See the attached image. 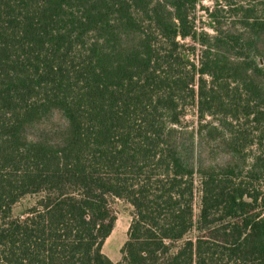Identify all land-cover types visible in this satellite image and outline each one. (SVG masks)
<instances>
[{"label":"trees","instance_id":"16d2710c","mask_svg":"<svg viewBox=\"0 0 264 264\" xmlns=\"http://www.w3.org/2000/svg\"><path fill=\"white\" fill-rule=\"evenodd\" d=\"M199 3L0 0V264H264V0Z\"/></svg>","mask_w":264,"mask_h":264},{"label":"rangeland","instance_id":"374dc122","mask_svg":"<svg viewBox=\"0 0 264 264\" xmlns=\"http://www.w3.org/2000/svg\"><path fill=\"white\" fill-rule=\"evenodd\" d=\"M222 2V1H221ZM216 3V0H200L194 14L196 17V26L199 30H204L209 34H214L212 28V20L209 18L208 13L202 7L212 8ZM228 16L227 13H224ZM188 43H192L191 40H187ZM196 111L193 107H188L186 110L185 122L190 128H194L196 124ZM188 157V156H187ZM190 159V157H188ZM37 198V195H27L23 197L18 203L13 206L12 213L15 216L23 214L24 210L31 206ZM200 191L199 185L194 199V213L197 218L199 207ZM110 208L112 214L115 216L114 227L111 234L105 239L102 252L106 254L112 261L118 262L121 260V247L127 238V230L129 223L132 219L133 208L125 200L120 198H110ZM196 235V229L191 230L185 239L194 238ZM181 243V241L179 242Z\"/></svg>","mask_w":264,"mask_h":264}]
</instances>
